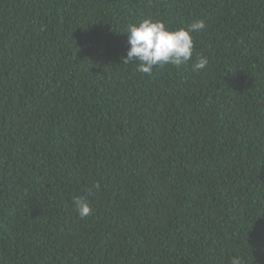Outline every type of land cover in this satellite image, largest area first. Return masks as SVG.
<instances>
[{
    "label": "trees",
    "instance_id": "obj_1",
    "mask_svg": "<svg viewBox=\"0 0 264 264\" xmlns=\"http://www.w3.org/2000/svg\"><path fill=\"white\" fill-rule=\"evenodd\" d=\"M145 19L203 20L192 59L124 64ZM234 256L264 264V0H0V264Z\"/></svg>",
    "mask_w": 264,
    "mask_h": 264
},
{
    "label": "clouds",
    "instance_id": "obj_2",
    "mask_svg": "<svg viewBox=\"0 0 264 264\" xmlns=\"http://www.w3.org/2000/svg\"><path fill=\"white\" fill-rule=\"evenodd\" d=\"M204 28L203 20L194 22L188 28L177 30H170L163 22L152 19H145L138 24L131 25L127 30L129 48L123 58V63H135L137 71L149 75L155 67L163 68L166 65L179 67L193 57L192 33ZM207 65V57L196 54L193 70L200 71ZM73 205L81 219L92 214L88 201L83 197L74 198ZM229 264H242L241 258L234 256Z\"/></svg>",
    "mask_w": 264,
    "mask_h": 264
}]
</instances>
